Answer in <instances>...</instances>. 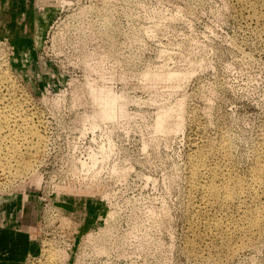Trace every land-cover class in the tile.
<instances>
[{"label": "rangeland", "instance_id": "1", "mask_svg": "<svg viewBox=\"0 0 264 264\" xmlns=\"http://www.w3.org/2000/svg\"><path fill=\"white\" fill-rule=\"evenodd\" d=\"M252 1L64 0L22 58L10 34L24 40L29 8L40 16L57 0H2L15 15L0 25V110L16 109L15 146L31 167L17 175L13 142H0V196L14 198L0 202V264H48L47 251L50 264H264V235L226 246L213 231L245 225L238 210L262 203L260 191L201 214L189 170L224 147L232 174L250 180L264 150V7ZM87 82L126 96L125 114L95 119ZM161 107L181 117L156 132ZM25 121L38 152L19 142Z\"/></svg>", "mask_w": 264, "mask_h": 264}, {"label": "bare ground", "instance_id": "2", "mask_svg": "<svg viewBox=\"0 0 264 264\" xmlns=\"http://www.w3.org/2000/svg\"><path fill=\"white\" fill-rule=\"evenodd\" d=\"M63 1L64 0H57V3L55 5L45 8L44 13L40 16L33 15V10H34L33 6L32 8L27 7L29 8L30 12L25 14L27 19L26 22L28 25V32L25 35L24 40L18 43L15 40L16 37L14 36L15 34L14 32L16 31H13L10 34L11 39L16 43L17 50L20 52L22 58H29L32 56L33 49L37 46L39 42V38L34 36L32 33H37L38 35H40V32L44 29L45 25L48 23L52 13L58 10L59 6L62 4ZM1 2L2 0H0V4ZM252 3L253 4L258 3L262 7H264V0H253ZM244 4L247 5L246 3ZM4 10L5 9L0 6V25L6 22L8 23V21L12 19L15 15L13 14V12H11V10L6 15ZM146 74L152 80L165 78L170 82H172L174 85H177L180 82V77L177 73H167L165 75H162L159 73L147 72ZM21 75L23 76L29 75V70L22 69ZM99 78L104 79V75L100 74ZM85 91L88 92V95H90L91 99L93 100V104L96 107L94 110L96 114V116H94L95 119L97 120L113 119L115 116L112 110L113 106H117L119 111L122 114H125L126 105L128 103V99L126 98V96L114 95L110 90V87L104 85L96 86L88 82L86 83ZM2 99H0V102ZM15 111L16 109H14L13 107L9 108L8 110L4 107L2 108V110H0V142L1 144L7 141L13 142V143H9V145L10 144L13 145L12 147L13 153L11 156H13V159L15 157L17 158V160L15 158V161H17L18 163V164L16 163L17 166L15 169V173L18 175L21 172H25L29 170L31 164L29 162L30 160H27L26 157L24 158L22 156L23 154L20 156L21 151H19L18 153L17 151L18 147L16 148L15 146L16 145L15 140L17 138L15 137V135L17 134L15 133V131H13L14 123H15V122L13 123V117H14L13 114L15 113ZM175 111L176 112H174V110H166L164 109V107H161V109L157 112L155 119L154 129L156 132L164 131L166 129V122H169V118L170 116H172L173 113H176L177 117L179 118L181 117L180 110L177 109ZM28 121H25L23 123L24 126L22 124L24 129H26L25 130L26 132L24 131L25 134H23L22 136L19 134L20 135L18 136L19 142L28 145L27 147L28 148L30 147L29 148L30 150L32 148L35 150V152H38L42 147V138L36 132V130L29 124ZM178 125L179 123H177L176 127H178ZM22 126L21 129H23ZM7 147L8 146L6 144V148ZM0 148L3 149L2 146ZM215 150L216 151L207 154L204 153V154L196 155L190 161V167H189L190 178H191L190 190L199 196L200 205L198 210L201 214L202 212L209 211L210 210L209 207H213V206H216L217 208L220 209H225L230 206L239 207V205L244 202L245 203L254 202L260 196L258 195L259 191L260 194L263 195L264 197V150L255 156L256 165L254 170L252 171L250 180H243L240 179L238 176L232 174V168L224 163V155L226 153L224 147H218ZM8 155H10V153ZM5 158L7 157L5 156ZM208 161H210V163H208ZM250 184H252L253 186L250 187L249 186ZM66 191L70 192L68 189H66ZM85 195L87 196L86 201L88 206L99 205L97 204V202L99 201L95 196V193L86 192ZM13 200H14L13 196H0V202L3 201L13 202ZM238 214L241 218H245L247 220L245 225L241 226L239 225L238 222L230 223L228 225H223L218 222L213 224V231L216 233V236L220 238L221 241L226 246H229L230 241L240 234L248 235L247 244H253L257 238L259 239L261 236L264 235V201L260 203L257 207L250 209L248 211L238 210ZM11 220H12L11 218H8L7 223H10ZM45 253H46L45 257L47 258L48 264L52 263L55 259L54 254H52L51 251H47Z\"/></svg>", "mask_w": 264, "mask_h": 264}]
</instances>
